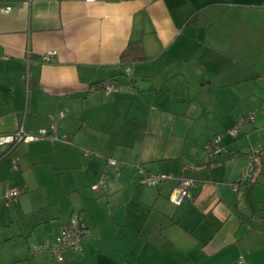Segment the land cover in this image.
Wrapping results in <instances>:
<instances>
[{
  "label": "crops",
  "instance_id": "0c3cea01",
  "mask_svg": "<svg viewBox=\"0 0 264 264\" xmlns=\"http://www.w3.org/2000/svg\"><path fill=\"white\" fill-rule=\"evenodd\" d=\"M20 126L48 136L1 148L0 264H264V0H0V134ZM76 215L80 250L31 252Z\"/></svg>",
  "mask_w": 264,
  "mask_h": 264
},
{
  "label": "built area",
  "instance_id": "2783aa9c",
  "mask_svg": "<svg viewBox=\"0 0 264 264\" xmlns=\"http://www.w3.org/2000/svg\"><path fill=\"white\" fill-rule=\"evenodd\" d=\"M86 2H94V1H99V0H83ZM10 11L9 7L2 8L3 13H8ZM129 69L125 70V73H128ZM102 89L105 92V94H108L110 92L116 91L117 87L116 85H113L111 83H104L102 85ZM65 115V110L60 113V116ZM254 121V116L252 113H249L248 115L242 116L238 119V122L236 123L235 126H233L231 129L228 130L229 134L232 137H236L243 126V124L250 123ZM48 135L46 134L45 130H39L37 133H27L22 126H20L18 129H16L13 132L9 133H1L0 134V156L5 153L7 149H10V147H13L17 143L21 141H33V140H40L46 138ZM221 136L217 135L213 139H211L207 143V153L205 156V161L209 162L211 161L212 157L214 156L215 153L219 151L218 147V142L220 140ZM63 139H66L64 137ZM6 147L7 149L3 151L1 148ZM258 152V149H252L250 157L248 158V162L246 166L243 169V172L241 174V177L237 180V182L230 184L231 189L233 191H236L238 186L242 183L248 182L252 180L253 178V173H254V162H255V156ZM114 160L109 159V163H113ZM12 168L16 169L17 164H16V159L12 160ZM170 175L167 174H150L144 177L141 180L142 184L148 185V186H153L155 183L158 181L168 179L170 178ZM103 181L100 182V184H96L94 188H97L98 185L103 186ZM195 184L194 179L192 178H186L183 177L180 179L179 185L172 191L169 201L173 205H180L183 203L188 197H189V190L190 188ZM20 193L19 188L17 187H12L10 188L7 193H6V205H8L9 201L13 200L16 196H18ZM88 233V230L86 229V226L82 219L80 217L73 216L69 219L67 223H65L62 226L60 234L56 237V239L51 242V243H43L42 245H34L30 249L31 252H34L35 250L38 249H43V250H48L55 258L57 261H62L63 259V252L68 249L72 250H80L81 246V240L82 238ZM239 263H243L240 261Z\"/></svg>",
  "mask_w": 264,
  "mask_h": 264
},
{
  "label": "trees",
  "instance_id": "16d2710c",
  "mask_svg": "<svg viewBox=\"0 0 264 264\" xmlns=\"http://www.w3.org/2000/svg\"><path fill=\"white\" fill-rule=\"evenodd\" d=\"M136 46V44H128L127 45V47L125 48V50H124V52H123V54L125 55L126 53H128V51H131L132 50V47L131 46ZM136 49H138V51L137 50H134L135 51V55H136V53H140L141 52V49L137 46V48ZM138 58H142V56H137ZM104 84V83H103ZM10 148H12V147H10ZM206 149H208L207 148V145H206ZM219 152V151H218ZM217 152V153H218ZM6 154V151H5V153L4 154H2L1 156H0V158H2L4 155ZM250 154V153H249ZM258 154V153H257ZM210 162V161H209ZM254 170H255V162H254ZM187 178V177H186ZM188 178H190V177H188ZM250 181H253V178H252V180H250ZM145 185V184H144ZM148 186V185H147Z\"/></svg>",
  "mask_w": 264,
  "mask_h": 264
},
{
  "label": "rangeland",
  "instance_id": "374dc122",
  "mask_svg": "<svg viewBox=\"0 0 264 264\" xmlns=\"http://www.w3.org/2000/svg\"><path fill=\"white\" fill-rule=\"evenodd\" d=\"M195 105H196V103H195ZM34 141H36V140H34ZM37 141H38V140H37ZM19 143L22 144V143H26V142H25V141H21V142H19ZM204 155H205V154H204ZM203 157H204V156H203ZM13 159H16V163L18 164V161H19V160H18V155H17L16 153L10 155V161L13 160ZM11 167H12V166H11ZM240 177H241V175H240ZM240 177H239V178H240ZM239 178H238V179H239ZM16 197H17V196H16ZM16 197H15V198H16ZM5 202H6V201H5ZM5 205H6V204H5Z\"/></svg>",
  "mask_w": 264,
  "mask_h": 264
}]
</instances>
